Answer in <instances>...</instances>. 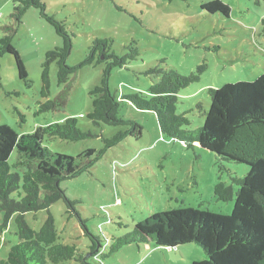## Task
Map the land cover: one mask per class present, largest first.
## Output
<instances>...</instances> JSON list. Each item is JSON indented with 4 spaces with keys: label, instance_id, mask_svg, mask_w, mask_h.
<instances>
[{
    "label": "rangeland",
    "instance_id": "374dc122",
    "mask_svg": "<svg viewBox=\"0 0 264 264\" xmlns=\"http://www.w3.org/2000/svg\"><path fill=\"white\" fill-rule=\"evenodd\" d=\"M28 0H0V40L12 36V44L26 67L31 86L19 77L16 59L0 57V126L20 138L54 123L75 118L93 138L69 142L46 137L43 146L53 153L78 156L88 149L100 151L103 138L113 137L124 127H96L87 118L92 111L91 91L101 83L106 64L82 68L73 84L68 104L57 112L40 113L43 104L55 100L62 90L58 84L59 66L50 67V97H42L43 72L50 51L64 46V40L48 23L41 9L29 7L21 22L16 15ZM213 0H41L49 15L64 21L73 34V47L67 60L70 66L83 62L97 39L113 41V52L122 56L127 46L137 43L139 57L126 68L112 72L110 87L122 100L121 116L142 128L139 139L128 137L108 150L89 171L62 183L87 228L96 235H127L149 217L180 209L232 215L235 197L222 202L216 186L231 185V176L243 178L248 167L221 162L214 153L164 136L156 114L137 109L123 100L134 92H146L159 81L145 72L157 66L176 69L183 75L207 70L200 81L179 94L178 113L189 112L191 129L202 127L204 111L211 105L209 89L227 84L255 82L264 74V0H222L231 8L229 18L209 14L202 5ZM15 30L14 33L13 30ZM161 64L160 62H163ZM17 93L19 95H17ZM16 160L13 155L11 163ZM50 212L63 244H75L87 256L91 244L77 217L68 214L64 201L53 204ZM49 217L47 210L26 214L29 226L39 231ZM0 213V259H6L17 245L15 217L5 224ZM103 254H108L106 242ZM107 256V255H106ZM206 259L196 244L177 248L157 247L154 243L127 246L115 254L89 264H193ZM63 264H82L69 261Z\"/></svg>",
    "mask_w": 264,
    "mask_h": 264
},
{
    "label": "trees",
    "instance_id": "16d2710c",
    "mask_svg": "<svg viewBox=\"0 0 264 264\" xmlns=\"http://www.w3.org/2000/svg\"><path fill=\"white\" fill-rule=\"evenodd\" d=\"M31 6L41 9L42 17L64 40L62 48L50 51L46 56L42 97H50L49 72L53 63L59 66L58 84L62 90L55 100H48L42 105L40 113L57 112L67 106L73 84L82 68L106 64L101 83L90 93L92 111L87 118L96 127L107 125L126 129L113 137L103 138L102 150L88 149L72 157L53 153L43 143L46 137L69 142L93 138L91 132L80 128L75 118L40 127L35 133L21 138L10 128L0 126V213L6 217L4 227L15 217L18 239L7 258L0 259V264H63L69 261L89 264V258L98 260L100 256L105 258L127 246L142 243L167 248L196 244L204 251L206 259L193 264H264V74L255 82L209 89V109L206 111L202 103L198 104L200 110L204 111V124L191 129L189 112L178 113L179 94L200 81L207 65L199 66L190 75L161 66L145 72L147 76H157L159 81L148 91L134 92L124 96L123 100L139 110L156 114L161 132L167 138L180 141L187 148L199 145L214 153L221 162L247 166L248 173L243 178L232 175L231 185L220 182L216 186L215 195L220 201L229 202L235 197L232 215L223 216L194 209L173 210L149 217L127 235L112 237L109 243L104 235L89 231L76 207L79 203L72 201L61 185L89 171L108 150L124 139H139L142 136L143 128L137 122L121 116L122 100L110 87L113 70L126 68L139 57L140 50L137 43L132 42L126 47L129 52L120 56L113 52L112 40L97 39L89 56L80 64L70 66L67 60L74 36L67 30L64 21L46 12L41 0L24 2L23 8L15 16L17 22H21ZM202 9L227 18L231 15L230 6L222 0L207 2ZM5 54L15 57L19 77L30 87L26 67L12 44V36L0 40V57ZM160 63L164 64V61ZM14 154L16 160L11 163ZM59 201H64L68 214L77 217L82 224L91 242L87 256L80 253L75 244L60 242L55 218L50 212L51 206ZM44 210L49 212V217L36 231L26 221V214ZM104 242L108 245V254L102 253Z\"/></svg>",
    "mask_w": 264,
    "mask_h": 264
}]
</instances>
